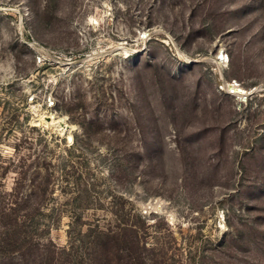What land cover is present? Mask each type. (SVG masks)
<instances>
[{"label":"rangeland","instance_id":"rangeland-1","mask_svg":"<svg viewBox=\"0 0 264 264\" xmlns=\"http://www.w3.org/2000/svg\"><path fill=\"white\" fill-rule=\"evenodd\" d=\"M0 264H264V0H0Z\"/></svg>","mask_w":264,"mask_h":264},{"label":"bare ground","instance_id":"bare-ground-1","mask_svg":"<svg viewBox=\"0 0 264 264\" xmlns=\"http://www.w3.org/2000/svg\"><path fill=\"white\" fill-rule=\"evenodd\" d=\"M226 53H222L220 52L219 55L217 57L221 58V60H226ZM229 86L230 91H232L233 93L237 94V95H242L244 93H246L245 89L239 85V83H237L235 80H231L230 82H226L225 85ZM45 122L48 124H52V125H60L63 126L65 125V123L58 118H55L53 115H49L48 117H45ZM71 138V136H70Z\"/></svg>","mask_w":264,"mask_h":264},{"label":"trees","instance_id":"trees-1","mask_svg":"<svg viewBox=\"0 0 264 264\" xmlns=\"http://www.w3.org/2000/svg\"><path fill=\"white\" fill-rule=\"evenodd\" d=\"M108 250H109V248H106V249H105V251H108Z\"/></svg>","mask_w":264,"mask_h":264},{"label":"built area","instance_id":"built-area-1","mask_svg":"<svg viewBox=\"0 0 264 264\" xmlns=\"http://www.w3.org/2000/svg\"><path fill=\"white\" fill-rule=\"evenodd\" d=\"M234 80V79H233Z\"/></svg>","mask_w":264,"mask_h":264},{"label":"water","instance_id":"water-1","mask_svg":"<svg viewBox=\"0 0 264 264\" xmlns=\"http://www.w3.org/2000/svg\"><path fill=\"white\" fill-rule=\"evenodd\" d=\"M70 136V135H69Z\"/></svg>","mask_w":264,"mask_h":264}]
</instances>
